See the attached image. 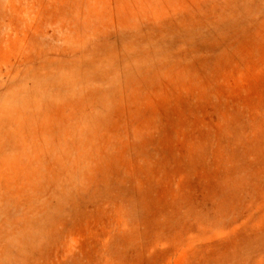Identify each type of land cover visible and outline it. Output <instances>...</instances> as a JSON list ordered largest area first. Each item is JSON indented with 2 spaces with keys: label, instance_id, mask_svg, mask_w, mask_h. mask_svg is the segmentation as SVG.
I'll list each match as a JSON object with an SVG mask.
<instances>
[{
  "label": "rangeland",
  "instance_id": "374dc122",
  "mask_svg": "<svg viewBox=\"0 0 264 264\" xmlns=\"http://www.w3.org/2000/svg\"><path fill=\"white\" fill-rule=\"evenodd\" d=\"M0 264H264V0H0Z\"/></svg>",
  "mask_w": 264,
  "mask_h": 264
}]
</instances>
